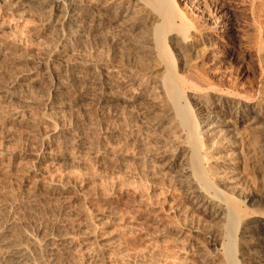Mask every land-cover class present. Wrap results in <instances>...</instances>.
<instances>
[{
	"label": "rangeland",
	"instance_id": "1",
	"mask_svg": "<svg viewBox=\"0 0 264 264\" xmlns=\"http://www.w3.org/2000/svg\"><path fill=\"white\" fill-rule=\"evenodd\" d=\"M126 3L83 0L87 23L77 36L62 13L0 0V264H223L221 205L190 187L162 68L148 54L152 18L137 2L125 12ZM248 16L240 13L246 39L225 65L264 101V37L256 43ZM115 17L123 22L110 25ZM191 34L201 50V34ZM206 94L186 92L216 109V95ZM153 120L164 121L160 134ZM248 123H236L234 150L226 143L216 154L215 139L206 142L214 179L235 186L240 200L264 191V123ZM16 249L21 257L11 258Z\"/></svg>",
	"mask_w": 264,
	"mask_h": 264
},
{
	"label": "bare ground",
	"instance_id": "2",
	"mask_svg": "<svg viewBox=\"0 0 264 264\" xmlns=\"http://www.w3.org/2000/svg\"><path fill=\"white\" fill-rule=\"evenodd\" d=\"M25 1L29 3V8H33L34 10L42 11L44 9L51 15H54L56 12L62 13L64 20L66 19V25H68V27L70 25L72 28L74 27L75 30L73 31L77 36L81 35L87 23H85L86 20L84 18V9L86 7L83 8L82 6L83 0H77V2L74 0ZM126 1L128 4L126 3L127 5H125V12L131 2H133V4L137 2L136 4L140 6L139 8L144 10L145 14H149L153 20L152 21L151 18L148 17L151 20V24L149 25L150 30H148L149 33L145 32L147 33L146 42L149 49L148 54L153 56L152 59L154 64L157 66L160 65L162 68L159 85H161L162 94L165 97L167 106L177 120L178 127L183 136V143L187 148L186 161L183 167L185 171L189 172L191 177L190 180L193 182L192 184L190 183V187H193V192L199 193V195H195L198 200L210 198L221 205V209L214 210V213L219 216L221 221L220 226L222 234L219 245L222 249L221 258L223 264H261V262L264 261V191H261L260 194L258 193L257 196L249 193L247 196L242 197V200L236 199V196L228 189L234 188L235 186H222L219 181L217 182L214 179V172L212 173L210 171L212 167L211 169L208 167L210 163L207 164L208 166L206 165V162L211 156L207 151L209 148L206 142L215 139L213 141L215 147H212H214L216 154L222 150L221 147L226 143L234 150L236 141L238 140H236V135H239L236 134V123L241 124L248 120H250L248 124L255 123V121L264 123V101L260 98L261 88L239 83L236 81V77H231L229 71L230 66L225 65L234 53L232 50L236 46V41L239 42V40L246 39L244 37L246 20L240 18V13L242 14L246 9L249 13L248 17L253 21L252 29L254 28L253 30L255 31H253V34L255 33L254 40L256 43L260 42L261 44V40L264 37V0H245L246 2H244V0L241 2L238 0H210L211 4L209 9L207 8L208 10H206L202 3L204 2L203 0ZM118 7H120V5ZM98 10L100 9L98 8ZM130 11L131 9L127 12ZM62 14L60 15L62 16ZM125 16L126 15H121L123 19ZM98 17H96V20L99 19ZM129 18L130 16L128 19ZM117 19L118 18L115 17L113 21L111 20V23L109 22L110 25L116 26L123 22V20L118 22ZM93 26H98L97 21L93 23ZM193 31L201 34L202 44L204 45L201 50L196 48L195 39L192 40L195 38L193 37L194 35L191 34ZM237 31H240V33H237ZM252 38L254 37L252 36ZM255 41L253 43H255ZM218 47H221L224 51L222 52L220 50L218 52V50H214ZM147 59H145L146 62H148ZM121 60L123 61V58ZM141 60L138 59L137 61L139 64H143L144 71L145 69H149L151 61L148 65V63H142L144 59L142 62ZM258 64H260V61ZM132 68H128V70ZM137 68L135 66L134 70ZM143 69L139 70L142 71ZM262 86L264 85L262 84ZM188 90L190 92L193 91V93H211L216 95V109L206 104V101L205 104L200 102L196 96L186 95ZM236 105L238 110H236ZM167 118L169 117L167 116ZM163 122L162 124L155 121L151 123L155 129H158L156 132H159V134L160 131L162 132L164 129V126H162ZM166 128L167 127H165V129ZM237 132L239 133V131ZM206 134L211 138L204 139ZM263 135L264 134H262V136ZM217 170L216 173L218 172ZM224 180H226V178H224ZM173 190H171L172 193ZM254 196L256 197L254 198ZM256 200L257 202L259 201V203L261 202V209L259 207V209L252 208L253 203L246 204L248 201L255 202ZM210 243L215 245L216 241L213 239ZM9 253L10 257L15 259L21 257L22 252L19 254V251L16 249L11 250Z\"/></svg>",
	"mask_w": 264,
	"mask_h": 264
}]
</instances>
